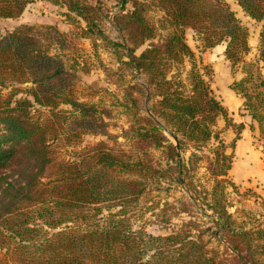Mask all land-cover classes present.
<instances>
[{
	"label": "trees",
	"instance_id": "16d2710c",
	"mask_svg": "<svg viewBox=\"0 0 264 264\" xmlns=\"http://www.w3.org/2000/svg\"><path fill=\"white\" fill-rule=\"evenodd\" d=\"M36 1L63 7L68 20L83 22L82 35L92 37L93 46L100 38L114 46L115 53H124L125 65L143 76L144 84L140 88L146 102L153 100L145 114L138 118L142 124L139 123L135 131L136 142L142 147L149 144L165 150L177 166L179 182L185 180L184 174L192 170L200 158L191 153L188 161L183 162V151L206 148L208 155L202 157L214 185L208 192L211 201L206 207L216 214L211 218L219 230L216 239L232 250L239 264H264V219L250 226L236 222L224 200V185L233 184L222 178L231 168L235 143L244 124L235 122L216 97L209 78H205L208 69L203 65L199 67L195 52L185 38V32L190 30L196 47L203 50L223 43L224 58L232 65L242 62L243 76L234 80L230 89L243 100L239 113L248 115L256 123L258 140H261L264 76L259 62H264V0H233L260 25L257 58L248 63L243 61L250 49L248 31L222 0H117L119 10L108 22L119 33L120 41L105 35L101 24L109 12L99 0H0V17L16 18ZM150 9L161 13L156 21L148 17ZM141 47L143 50L136 55ZM62 50L63 35L51 27L25 25L0 34V90L6 86L11 88L7 97L0 94V227L19 236L32 232L22 224L19 215H36L48 226L55 227L72 219L69 215L73 214V209L85 203L136 196L140 189L130 180H122L117 187L102 192L107 184L118 182L111 174L117 168L126 172L138 170L145 177L151 174L150 166L143 159L130 163L112 152L98 151L80 163L61 166L52 186L41 181L52 162L48 139L57 136L55 118L58 114L53 112L46 120L34 119L30 108L33 103L49 109H56L62 102L74 108L82 105L75 101L70 88L72 68L59 55L51 54ZM25 83L31 86H24ZM22 90L26 97L12 101L11 95ZM219 121L223 122V128L218 127ZM250 128L253 130L254 126L250 124ZM227 129L234 134L231 140L224 137ZM7 169L15 175L14 179L6 178ZM46 199L51 201L45 204ZM261 205L264 207V199ZM2 235L3 229H0V237ZM104 237L105 243L100 247L103 259L94 251L79 253V249L90 242L87 235L75 236L64 231L53 235L46 245L49 248L57 244L52 248L55 254L52 260L62 264H85L91 256L99 264L220 263L215 255L207 256L199 237H186L174 254L159 253L146 262L139 261L136 241L129 235L107 230ZM177 237L176 234L157 236L155 243L160 248ZM61 248L70 249V257L63 255ZM37 249L42 251V245ZM46 264L52 262L49 260Z\"/></svg>",
	"mask_w": 264,
	"mask_h": 264
},
{
	"label": "rangeland",
	"instance_id": "374dc122",
	"mask_svg": "<svg viewBox=\"0 0 264 264\" xmlns=\"http://www.w3.org/2000/svg\"><path fill=\"white\" fill-rule=\"evenodd\" d=\"M222 1L248 31L250 49L243 56V61L254 62L257 58L260 25L251 20L235 1ZM99 2L109 12L108 18L105 17L101 24L105 35L113 41H120L119 33L108 22L111 15L119 10L117 0ZM65 13L63 7L36 1L28 5L16 18L0 17L1 35L25 25L51 27L63 35L64 50L51 54L59 55L72 68L70 88L75 101L82 104L80 108H74L67 102H62L56 109H49L33 103L30 108L34 119L46 120L53 112L58 114L55 118L57 136L48 139L52 162L41 181L52 186L61 166L80 163L98 151L112 152L130 163L143 159L150 166L151 174L145 177L138 170L126 172V169L117 168L111 174L118 182L107 184L102 192L106 193L107 190L117 187L122 180H130L137 184L136 189H140L136 196L85 203L73 209V214L69 215L72 219L60 222L55 227L48 226L36 215H19L22 224L32 232L28 236H19L0 227L3 229L0 237V264H46L49 260L52 264H62L53 263L52 260L55 255L52 248L57 244L48 248L46 243L53 235L64 231L75 236H89V244L83 245L79 253L94 251L103 259L100 247L105 243L107 230H117L134 238L141 262L150 261L159 253L174 254L175 249L186 241V237H199L207 256L215 255L220 261L219 264H239L232 250L223 242L217 241L219 230L211 220L216 214L213 209L206 207L211 201L208 192L214 186L207 170V162L202 157L208 155L207 149L186 148L183 151V162L188 161L191 153H196L200 158L194 168L184 174L185 180L179 182L177 166L168 158L165 150L149 144L143 147L139 145L135 131L139 123L142 124V120L138 118L145 114L147 107L153 102H146L141 92L143 76L125 65L124 61L127 59L124 53H115L114 46L106 44L100 38L95 40L93 46V38L82 35L84 23L68 20ZM160 15L154 9L148 12L152 21H156ZM185 38L195 52L199 67L203 65L208 69L209 73L205 78H209L213 92L225 105L228 104V83L236 74L243 76L242 62L232 65L226 60L222 54L223 43L203 50L196 47L190 30L185 32ZM143 48L136 50L135 54L138 55ZM24 86L29 87L31 84L25 83ZM10 92L9 86L0 90L3 98ZM22 97H26L23 90L11 95L12 101ZM219 126H223L222 121ZM168 138L174 143L171 137ZM258 141L259 145L264 146V135ZM7 171L6 178L14 179L15 175L8 169ZM233 175L237 177L236 166L233 168ZM222 179L233 184L226 183L223 193L226 209L234 221L250 226L264 219V207L261 205V199L264 198L254 185L234 182L230 170ZM49 201L51 200L46 199L45 204ZM102 231L103 234H100ZM175 234L178 235L175 240L158 248L155 243L157 236ZM39 245H42V251L37 249ZM61 252L70 257V249L61 248ZM97 261L91 256L85 264H99Z\"/></svg>",
	"mask_w": 264,
	"mask_h": 264
},
{
	"label": "crops",
	"instance_id": "0c3cea01",
	"mask_svg": "<svg viewBox=\"0 0 264 264\" xmlns=\"http://www.w3.org/2000/svg\"><path fill=\"white\" fill-rule=\"evenodd\" d=\"M259 65L261 67L262 75L264 76V62H259ZM239 78H241V74H236L234 78L231 77L228 85L230 86L231 82L238 80ZM227 95L228 104L225 105L220 99L219 100L223 106L227 108L230 116L235 122H241L244 124L240 138L236 141L233 150L234 158L230 168L232 178L236 183L254 185L264 198V146L259 145L257 125L255 122L251 121L248 115H241L239 113L243 100L239 95L232 91L230 87ZM233 113H235V115ZM219 122L218 127L223 128V126H219ZM250 124L254 126L253 130L250 128ZM233 136L234 134L231 129L225 130L224 137L226 140H231ZM235 166L237 174L236 178L233 175V168Z\"/></svg>",
	"mask_w": 264,
	"mask_h": 264
},
{
	"label": "water",
	"instance_id": "95a60500",
	"mask_svg": "<svg viewBox=\"0 0 264 264\" xmlns=\"http://www.w3.org/2000/svg\"><path fill=\"white\" fill-rule=\"evenodd\" d=\"M164 132L168 135V136H170L171 137V135L166 131V130H164Z\"/></svg>",
	"mask_w": 264,
	"mask_h": 264
}]
</instances>
